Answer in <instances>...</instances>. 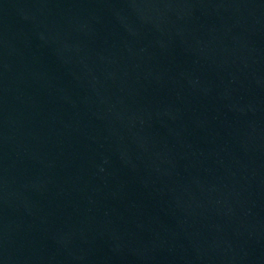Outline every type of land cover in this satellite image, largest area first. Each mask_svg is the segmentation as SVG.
I'll list each match as a JSON object with an SVG mask.
<instances>
[{
  "label": "water",
  "instance_id": "water-1",
  "mask_svg": "<svg viewBox=\"0 0 264 264\" xmlns=\"http://www.w3.org/2000/svg\"><path fill=\"white\" fill-rule=\"evenodd\" d=\"M0 264H264V0H0Z\"/></svg>",
  "mask_w": 264,
  "mask_h": 264
}]
</instances>
